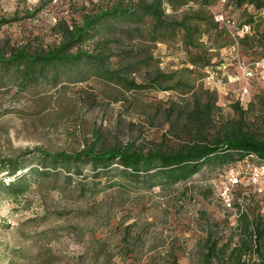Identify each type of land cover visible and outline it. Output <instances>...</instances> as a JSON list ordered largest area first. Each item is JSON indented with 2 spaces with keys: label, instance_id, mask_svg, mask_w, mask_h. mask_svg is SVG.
<instances>
[{
  "label": "rangeland",
  "instance_id": "rangeland-1",
  "mask_svg": "<svg viewBox=\"0 0 264 264\" xmlns=\"http://www.w3.org/2000/svg\"><path fill=\"white\" fill-rule=\"evenodd\" d=\"M156 2L0 0V20H14L0 28V42L33 49L59 45L64 31L81 24L87 15L115 7L136 13L105 21L83 44L93 54L104 52L105 71L94 62L81 64L62 69L58 81L50 73L22 89L5 76L0 87V164L23 156L25 168L15 175L1 173L0 182L8 185L18 177L28 185L19 196L0 186V264H203L210 234L221 244L232 239L237 245L241 240L239 224L227 208L226 192L235 209L242 206L252 216L263 214L264 199L252 193L253 163L248 160L207 165L171 188H142L119 172H111L102 183L94 182L91 166L82 167V176L50 165L47 175L30 176V170L42 172L45 164L34 152L37 149L75 154L128 145L145 152L176 147L185 139L186 116L199 99L206 102L205 91L218 97L212 128L239 119L234 107L237 86L223 88V81L212 90L203 81L211 60L234 61L236 53L228 48L220 51L231 44L222 30L226 27L206 32L208 45L216 50L203 52L202 57L195 49L205 33L194 34L190 46L183 29L164 30L143 13L145 6ZM162 2L164 20L173 25L198 9L190 4L175 11L167 0ZM220 11L236 23L252 22L255 33L264 34V11L219 0L211 13ZM255 45L250 38L243 41L240 57L248 61L244 48ZM110 72H119L124 80ZM160 75L174 76L157 80ZM248 87L252 93L244 100L252 98L251 104L240 102L244 120L250 131L262 133L263 90L256 93L258 86ZM237 170L243 175L233 185L231 173Z\"/></svg>",
  "mask_w": 264,
  "mask_h": 264
},
{
  "label": "trees",
  "instance_id": "trees-1",
  "mask_svg": "<svg viewBox=\"0 0 264 264\" xmlns=\"http://www.w3.org/2000/svg\"><path fill=\"white\" fill-rule=\"evenodd\" d=\"M162 1L157 0L156 3L145 6L143 13L152 16L156 24L162 25L164 30L168 29L171 33L183 29L190 46L194 45L191 44L194 34L204 32L205 34L198 42L200 47L195 49L196 53L202 56L203 52H215L216 49L210 48L208 45L210 34L206 32L213 28H220L214 20V13H211V8L219 0H167L169 8L175 11L190 4L198 6L197 10L186 14L182 22L174 25L168 24L164 20L165 12ZM231 1L239 8L246 6L250 10L264 11V0ZM37 12L33 15L35 16ZM135 14L131 8L115 7L97 14L87 15L81 24L74 25L64 31L63 39L59 45L47 49H33L28 45L15 47L0 42V87L7 75L16 81V85L22 89L47 77L50 73H53V78L58 81L59 72L62 69L78 68L81 64L88 65L91 62L96 63L100 69L105 71L104 52L93 54V52L85 50L83 44L95 35L105 21L132 17ZM13 21L1 19L0 28ZM245 23L252 24L250 21ZM202 26H205L203 31L200 29ZM222 30L228 34L226 29ZM259 35H261L259 39L263 40L262 42L256 40L258 34L252 41H256L255 46L264 48V34L260 32ZM249 49L245 48L247 51ZM186 57L189 58L188 53ZM211 61L206 66L207 70H212L217 65ZM191 66L193 70L194 65L191 64ZM110 73L120 81L124 80L119 72ZM173 76L160 75L157 80L172 79ZM144 87V85L135 86L137 89H144ZM204 99H206L205 103L199 99L198 104L186 116L184 120L185 139L176 147L156 148L145 152L133 145H128L105 151L89 148L75 154L49 153L37 149L34 152L41 155L45 164L42 166V172L37 169L30 170V176L47 175L48 165L55 168L62 167L68 171L69 175L74 173L82 176V167L91 166L94 182L98 180L99 183H102L104 178L108 180L111 172H119L124 177L141 185L142 188H171L181 182L189 181L207 165L228 166L243 162L252 156L264 161V132L256 133L248 129L244 120L245 110L240 106V102L236 101L234 106L240 115L239 119L223 123L216 130L212 128V119L218 108L217 94L205 91ZM246 106L248 107V105ZM22 157L3 160L0 164V174L8 172V175H15L24 169ZM25 180V178L17 177L8 185L0 182V186L10 191L13 196H19L28 185ZM238 224L241 240L237 245L232 244V239L221 244V240L216 239L213 234L207 237L204 243L203 264H264V213L252 216L249 212H245L239 218Z\"/></svg>",
  "mask_w": 264,
  "mask_h": 264
},
{
  "label": "built area",
  "instance_id": "built-area-1",
  "mask_svg": "<svg viewBox=\"0 0 264 264\" xmlns=\"http://www.w3.org/2000/svg\"><path fill=\"white\" fill-rule=\"evenodd\" d=\"M221 1L222 3H227L228 0ZM214 20L220 26V28L226 27V31L228 32V35L231 39V44L224 47L223 49L228 48L229 52L236 53V56L234 57V61H228L220 57L216 58L212 63L217 64V67L213 68L212 70H206L205 74L207 76H205L203 81L206 83V86L212 90L217 88L218 86L216 85L223 81V88H226V86L229 84H235L238 91L237 101L241 102L244 106L248 105L252 101V98L248 101H245L244 98L250 96L252 93V90L250 91L248 87L249 85L254 86L255 84L258 86L256 93L261 88L263 90L262 94H264V48L254 46L253 48L249 49L246 55L249 60L245 61L240 57L239 50L243 41L249 38L253 40L257 35L255 33L253 24L236 23L232 18H229L227 14L222 11L214 14ZM256 40H259L260 42L263 41L259 39V36L256 37ZM187 64L191 65L190 63ZM191 68L193 67L191 66ZM241 82H244L245 85L240 88L238 87V84ZM247 160V162L252 161L253 163L249 170L252 193L254 196L257 195L264 199V161H261L255 156H252ZM242 175L243 173L239 170L231 173L233 185L239 184ZM225 195L227 197V208L234 213V219L236 222H238L239 218L245 213V210L242 206H240L239 209H235L228 200L229 194L226 192Z\"/></svg>",
  "mask_w": 264,
  "mask_h": 264
}]
</instances>
